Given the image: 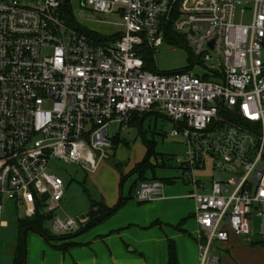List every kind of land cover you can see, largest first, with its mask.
<instances>
[{
    "label": "built area",
    "instance_id": "2783aa9c",
    "mask_svg": "<svg viewBox=\"0 0 264 264\" xmlns=\"http://www.w3.org/2000/svg\"><path fill=\"white\" fill-rule=\"evenodd\" d=\"M63 3L0 0V212L6 199L55 217L65 189L48 172L52 160L92 174L114 149L111 124L159 114L186 146L178 163L195 203L198 264H222L218 246L249 235L252 213L264 217V0H85L121 18L105 44L69 26ZM170 30L193 46L203 73L143 69L139 53ZM206 168L228 177L206 185L195 177ZM164 187L144 182L135 198L163 200ZM87 222L55 217L52 228L72 234Z\"/></svg>",
    "mask_w": 264,
    "mask_h": 264
},
{
    "label": "rangeland",
    "instance_id": "374dc122",
    "mask_svg": "<svg viewBox=\"0 0 264 264\" xmlns=\"http://www.w3.org/2000/svg\"><path fill=\"white\" fill-rule=\"evenodd\" d=\"M18 1L24 5L35 6L42 0ZM69 4L70 16L73 22L82 28L95 31L104 37L118 34L123 29L121 18L116 13H96L90 7L84 5L85 0H69ZM138 56L143 62L146 58L151 57V67L161 75L191 71L194 74H201L204 71V66H206V63L200 64V62L194 60L193 46L187 41L186 37L171 30L167 33L164 42L152 54L146 50L139 53ZM194 63L197 64L194 65L192 70L191 66ZM172 129L173 125L169 118L154 115L147 116L141 126L138 124L127 125L125 129H121L117 124H111L108 128V136L116 137L118 143L116 148L109 151L107 158L102 162L96 174L86 173L77 165H67L52 160L48 172L60 176L65 189L60 207L54 213V216L65 219L66 216L77 218L84 215L89 209L90 201L99 199V192L103 187L108 191L122 186L128 192L131 185L136 182V177L131 175L130 171L144 157L146 143L152 146L156 158L153 156L151 162L157 165L154 172H148L146 177L153 178L154 176L162 180L176 179L173 187L178 190V187H182L185 183L179 170L178 161L185 157L186 146L180 137L170 136ZM101 174L107 178L106 181L97 180V177H100ZM121 177L124 179L122 184ZM195 177L209 185L213 179L225 180L228 175L223 174L218 169L206 168L203 171H195ZM167 187L169 186H165V188ZM188 190H183L180 194L187 195ZM2 203L4 209L0 214V221L6 222L7 226L6 228L0 227V264H13L12 258L17 240L18 219L25 217V210L17 209L12 202L5 199L2 200ZM55 217L46 221L45 228L51 235L60 237L61 234L55 233L52 228L53 218ZM151 231H154L156 235H161L158 227L157 229L153 228ZM191 231L196 242V227L194 226ZM262 233L264 234L263 226L256 225L253 227L252 234L241 236V238L247 237L252 240V243H256L264 237ZM248 245L250 244L248 243ZM166 246L168 249V242H166ZM196 250L198 258L197 243ZM53 251L56 250L46 244L40 235L33 232L27 234L26 264H41L45 254ZM217 254L225 264H229L230 261L233 262L234 260L236 263L238 261L234 253L227 252L226 249H223V246L219 247ZM198 263L199 258L197 259Z\"/></svg>",
    "mask_w": 264,
    "mask_h": 264
},
{
    "label": "crops",
    "instance_id": "0c3cea01",
    "mask_svg": "<svg viewBox=\"0 0 264 264\" xmlns=\"http://www.w3.org/2000/svg\"><path fill=\"white\" fill-rule=\"evenodd\" d=\"M150 115L163 116L151 113L148 116ZM138 123L139 121L137 123L133 122L131 125ZM127 125H130L129 122ZM109 139L112 141L116 137H109ZM101 164L102 162L99 164L98 169ZM96 172L92 174H96ZM106 179L102 174L97 177V180L101 182L106 181ZM170 180L169 183L165 184L169 187H164L165 198L149 203L139 202L135 198V191L142 183H137L136 186L133 183L128 192L122 186L108 191L103 187L99 192V199L92 201L102 202L107 207H113L120 198H129V200L105 221L81 231L73 237L51 242L49 246L56 251L45 254L41 264H168L170 242L174 245L176 264H197L196 242L191 231L194 226L196 227V234L198 231L194 219L195 203L185 198L186 195L180 194L183 190L189 189L188 191H190L191 189L185 181L182 187L175 190L173 185L176 179ZM185 185L189 188L184 187ZM10 202L17 209L22 210L18 208L15 202ZM38 210L46 213L42 206H37L36 211ZM34 214L28 215L25 212L24 218H30ZM86 215L87 213L82 216ZM1 223L4 225H1ZM256 225L264 228V217L260 218L252 213L250 234H252L253 227ZM6 226V222L0 221L1 228H6ZM157 227L160 229V236L151 231L153 228L157 229ZM84 233L86 234L82 235ZM166 242H168V249ZM220 246H223V249H226L227 252L234 253L238 264H264V237L260 242L252 243V240L247 237L231 236L227 242L220 244L218 249ZM221 262L223 263L222 259ZM235 263L234 260L233 262L230 261L229 264Z\"/></svg>",
    "mask_w": 264,
    "mask_h": 264
},
{
    "label": "trees",
    "instance_id": "16d2710c",
    "mask_svg": "<svg viewBox=\"0 0 264 264\" xmlns=\"http://www.w3.org/2000/svg\"><path fill=\"white\" fill-rule=\"evenodd\" d=\"M61 10H62L63 18L69 26L77 28L84 34L91 37L96 43L105 44L107 42L113 41L116 38V35L111 37L101 36L96 32L87 30L86 28H82L81 26L75 24L70 16L69 0H64ZM143 63H144V67H143L144 70L149 71L151 73H156L155 69L151 67V57L146 58ZM148 115L149 113L146 114L133 113L131 115V120L129 121V124L131 125L133 124V122L137 123L139 121L138 125L141 126L142 121ZM155 115H159V114H155ZM111 142L113 143L114 146H117L118 140L116 138L113 139ZM153 156L155 157L152 146L146 143V153L144 158L142 159V161L137 163L130 171V174L136 177V182L134 183V186H136L137 183H143L147 181H160L164 184H167L171 181L170 179H166V180L157 179L154 176L153 178L146 177L147 173L148 172L153 173L157 166L152 164L151 162ZM123 181L124 179L123 177H121V184L123 183ZM128 200L129 198L126 199L120 198L113 207H107L102 202L90 201L89 209L86 215L88 216V222L83 227H81L77 232L72 234L60 235V237H55L51 235L48 232V230L45 228V223L47 220H50L53 217L52 214L49 213L45 214L40 210H38L30 218L18 219L17 240L14 247L13 264H26V236L28 233L33 232L40 235L43 238V240L46 242V244L49 245L51 244V242H58L66 238L73 237V235L81 231L87 230L99 224L102 221H105L106 219L114 215L119 209H121ZM176 263L177 261H176L174 245L172 242H170L168 264H176Z\"/></svg>",
    "mask_w": 264,
    "mask_h": 264
}]
</instances>
